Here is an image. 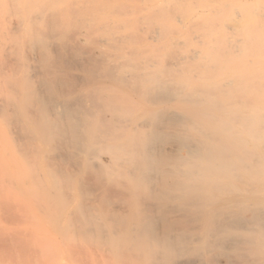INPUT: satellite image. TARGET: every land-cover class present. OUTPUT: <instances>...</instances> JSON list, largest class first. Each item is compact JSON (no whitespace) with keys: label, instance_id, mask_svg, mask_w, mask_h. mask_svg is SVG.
Returning a JSON list of instances; mask_svg holds the SVG:
<instances>
[{"label":"bare ground","instance_id":"6f19581e","mask_svg":"<svg viewBox=\"0 0 264 264\" xmlns=\"http://www.w3.org/2000/svg\"><path fill=\"white\" fill-rule=\"evenodd\" d=\"M72 13L32 37L37 66L21 59L7 106L17 138L51 154L59 202L76 186L67 220L144 264H264V0Z\"/></svg>","mask_w":264,"mask_h":264},{"label":"rangeland","instance_id":"374dc122","mask_svg":"<svg viewBox=\"0 0 264 264\" xmlns=\"http://www.w3.org/2000/svg\"><path fill=\"white\" fill-rule=\"evenodd\" d=\"M23 1H25L24 5L22 0H0V5L2 4L0 26L3 24L2 28L0 27L3 31L0 30V264H121L122 262V264L125 262L126 264H144L140 249L121 251L116 246L106 245L98 234L83 235L78 226L67 220L65 212L69 206H73L70 199L76 192V186L74 184L70 188L63 186L62 194L63 192H65L64 195L68 194L69 199L59 202V196L51 190L53 185L63 180L61 175L55 172L51 154L28 139L17 138L20 132L18 127L12 124V111L7 106L14 96L13 87L19 85L21 78L19 76L22 73L21 59L26 58L31 66H37V56L30 49L29 42L42 31H50L49 27L54 25L51 18H57V14L62 15L64 12L63 20L74 19L75 15L72 11L87 2V0H67L66 2L62 0L61 3L59 1L56 3L51 0L53 2L50 3L51 6L48 4L49 7L44 6L49 0H33L35 4L33 6H31L32 0V2ZM13 2L20 4L16 3V5ZM29 2L32 4L31 9L28 10L24 7H28L29 5L25 4ZM60 5H64L63 11ZM19 7L22 11L28 10L26 14L23 13L24 16L27 15L25 17L22 16L21 11L20 15L24 17L22 19L18 15ZM9 8L12 10L10 11ZM37 8L43 10L44 15H41V11ZM55 8H60L62 12L58 11L55 15L53 13ZM7 11L11 14V19L8 18L10 15H7ZM48 13L49 16H46ZM61 15L58 17L59 20ZM17 16L20 17L17 18ZM60 24L59 22L57 25ZM80 24L71 23V25L80 26L76 32L85 30ZM64 26L61 24V28ZM28 29L30 32L27 31ZM15 32L18 33L19 38ZM73 75L82 76L77 70L73 71ZM32 77L33 81L37 80V76L32 75ZM17 131L18 135H16ZM69 171L70 169L65 168L63 172ZM18 245L20 249L17 248Z\"/></svg>","mask_w":264,"mask_h":264}]
</instances>
